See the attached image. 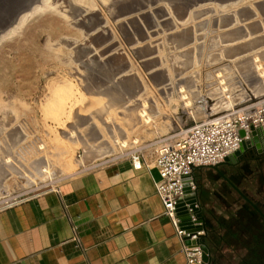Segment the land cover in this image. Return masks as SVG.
Returning a JSON list of instances; mask_svg holds the SVG:
<instances>
[{
  "label": "rangeland",
  "instance_id": "rangeland-1",
  "mask_svg": "<svg viewBox=\"0 0 264 264\" xmlns=\"http://www.w3.org/2000/svg\"><path fill=\"white\" fill-rule=\"evenodd\" d=\"M73 1L76 3L77 9L82 8L80 11L87 12L88 18L78 16L77 19H73L71 12L62 0H49L47 3L50 5L49 8L39 11L22 26V29L14 32L15 35L12 34L13 36H9L0 43V160H2L0 163H5V166L8 167L19 162L27 165L24 160L26 159L30 160L31 165L33 160L44 156L45 153L56 160L54 162L51 159L53 170L57 168L62 170V174L53 181H43L37 187L30 186L28 182L24 180L23 182L15 175L9 176L3 187V190L6 189L7 196L0 198V208L33 198L84 169L106 163L112 159L111 156H116L117 153H119L117 156L125 157L127 151L135 148H142L144 151L153 153L162 145L172 142L173 136L180 134L182 128L186 130L193 121L198 120L189 119L186 128L184 125L179 129L173 127V122L176 121L175 115L184 106L185 101L195 103L198 91L193 85L188 87L192 82H195V86H200L201 92H206L205 95L215 89L220 92L223 87L228 89L227 94L230 96L237 92L236 83L239 82L237 79L242 74L239 66L235 63L242 60L243 55H234L235 53L231 50H234L235 47L239 49L244 41L225 42V37L222 34L226 30H233L245 35L247 34L246 26L253 20L241 23L236 15L235 18L238 20L234 18L230 25L224 26V22L218 23L219 18L225 16L221 15L218 8L214 9L211 14L207 13L200 18H194V12L202 6L198 9H191L187 18L179 21L175 12L171 11L169 3L167 4L165 1L155 4L152 2L154 0H147V2L144 0V3H147L144 4L143 0H98L103 2L104 6L102 7L98 6L97 0ZM0 2V32H3L0 34L5 35L9 29H14L10 28L9 23H3V19H14L19 14L30 13V11L24 7L26 5L22 0H0ZM94 4L96 6H93ZM108 7L109 12L105 10ZM239 7L241 8V6ZM239 10L236 7L231 10L227 9L225 14L232 13L231 15L234 17V14ZM116 11L123 14L116 17ZM74 16L76 15L74 14ZM91 19L93 20L91 21ZM256 21H261L256 38H263V42L251 52V56L255 55V57L264 51V18L259 16ZM225 22L228 23V21ZM161 23H185L184 28H178L177 31L193 28V35L190 38L193 39V42L185 48H180L177 45H173L176 46L173 47L168 43L170 33ZM86 25H92L91 27L96 28V31L89 32L84 29L87 27ZM98 36L104 40L102 45L94 41L91 45L90 40ZM139 45L144 46L143 49L142 47L137 48ZM86 46H88L90 55L79 58L80 47ZM189 54L193 57L195 64L183 72L182 66ZM84 58L88 60H83L85 64H81ZM257 65H259L260 71L264 72L263 64L256 63L255 66ZM218 74L224 76L218 77ZM87 77H91L98 85H101V82L107 84L110 82L111 86L108 85L113 88H116L117 83H123L124 92L126 91L124 98H127L125 100L129 102L124 109L133 108L135 104L133 99H138L137 94L141 101H146L147 106L156 107V113L151 114L153 117L149 124L142 123L133 130H126L127 133L124 132V129L123 133L125 134L120 133L125 136L124 139L127 142L125 148L115 144V140L108 130L124 126L121 122L120 109L109 106L107 108L98 107L104 110L101 113H105H103L105 120L108 118L107 116L111 119L108 121V125L111 126L109 128L103 124L102 119H95L96 117L91 118L89 126L87 124L80 127L76 125V116L79 115V112L80 115H84L86 112L90 113L93 107L92 102H95L94 106L97 107L98 101L85 88V78ZM151 77L158 82H154ZM129 79L133 81L137 79L142 83L140 91L137 87L134 86L136 91L132 87L131 90L136 94L133 91L130 92L129 88H126L127 84H124ZM222 80H226V84H220ZM65 85H69V87ZM59 87L62 89L67 87L69 91L73 90L70 92L71 96L74 95L69 98L73 99L77 106L71 110L68 119L62 120L63 125L57 127L54 120L49 118L51 116L48 115L46 108L50 102V105L53 103L55 91ZM178 87L184 91L179 97L173 94ZM103 88L105 89L106 86L101 89ZM182 94L183 97L185 95V99L182 98ZM200 95L202 94L200 93ZM92 98L93 100H91ZM148 109L150 108L148 107ZM140 110L141 108L139 112ZM171 114L173 116L170 118ZM73 125L76 127L74 134L71 130ZM16 130L19 132V136L16 134ZM91 130L96 131L97 136L99 135L98 143L101 141L100 144L104 141L110 143L111 146H115L116 152L104 159H94L97 162L82 168L78 161L85 157L84 145L89 140L87 133ZM11 132L15 133L14 137ZM15 137L18 141L14 140ZM40 148L43 149L40 150ZM28 149L33 151L32 157L28 155L31 153ZM56 150L61 153L66 152V154H63L64 157L62 155L57 158L58 151ZM35 151L37 153H34ZM59 160H62V163ZM33 165L27 168L35 171ZM43 170L40 171L43 172ZM209 172L210 168H201L196 171L202 206L206 212L212 207H215L217 211H222L224 207L220 201L215 197L212 198L210 194L211 182L208 179L202 181L203 176ZM41 176L38 175V178L44 180V173ZM225 252L226 256L222 257V260H225L222 262L223 264H229L227 259L230 260V264H240L243 256L246 257L245 252H240V257H234L226 249Z\"/></svg>",
  "mask_w": 264,
  "mask_h": 264
},
{
  "label": "crops",
  "instance_id": "crops-1",
  "mask_svg": "<svg viewBox=\"0 0 264 264\" xmlns=\"http://www.w3.org/2000/svg\"><path fill=\"white\" fill-rule=\"evenodd\" d=\"M145 152L141 170L117 153L0 208V264H186Z\"/></svg>",
  "mask_w": 264,
  "mask_h": 264
},
{
  "label": "bare ground",
  "instance_id": "bare-ground-1",
  "mask_svg": "<svg viewBox=\"0 0 264 264\" xmlns=\"http://www.w3.org/2000/svg\"><path fill=\"white\" fill-rule=\"evenodd\" d=\"M22 1H23V4L26 5L24 7H27V10L30 11V13L26 12V13H22L19 15L17 14L18 16L14 19H8V18L3 19L2 20L3 23H9V26H11L10 28L14 29V30L9 29L7 34H5V35L0 34V43L5 41L9 36L11 37L12 34L15 35L14 32L19 31L20 28L22 29V26L30 18H32L36 14H38L39 11H41L42 9L46 10L50 6L47 4L49 0H22ZM62 1L64 4H66V7L71 12V17H73V19H75L78 16L83 17V18L84 17L88 18L87 12L80 11V10H82V8L80 10L77 9L76 3L73 0H62ZM77 1L79 2V0H77ZM162 1H165L167 4L169 3V6L171 7V11L175 12V14L179 18V19L178 18H176V19H178L179 21H181V20L183 21L185 18H187L188 13L191 9H195V8L198 9L202 6H203L202 8H200L194 12V14H193L194 18H196V19L200 18L204 14L207 15V13L211 14V12L214 9L218 8L221 12V15H223V14L225 15V16H221V18H219L218 23L224 22L223 23L224 26L230 25L233 22L232 20H234L236 15H237V18L241 21V23H247V22L253 20V22H251L249 25L246 26L247 34H245V35H241L239 33H236L233 30L232 31L226 30L222 34V36L225 37V42H228V41H230V42L235 41L236 42V40L244 41V42H242V45L239 49H237L235 47L234 50H231L232 52L235 53V54L233 53L234 55H239V54L243 55V59L239 60L235 63V65L239 66V70L242 74V76L237 79V80H239V82L236 83L237 92L230 96L227 94L228 89H226V87H223L222 91H220V92L215 89V90H211L210 94L205 95L206 92L202 93L201 92L202 88L198 85L195 86V82H192L191 84L188 85V87L193 85V87H196V90L198 91L197 92L198 95L195 96V99H196L195 103H189V102L187 103L184 100L186 104L184 103V106L177 111V113L175 115L176 121L173 122L174 123L173 127L175 129H179L180 126L184 125L188 121V119H191V118L198 119L197 121H199V120L206 119V117L208 115H220L223 113L233 111V110L238 109L240 107L241 108L246 107V106L251 105V104L257 103L256 105H264V72L260 71L261 69H260L259 65L255 66L256 63H261L264 66V51L260 52L258 54L259 56H256V57H255V55L251 56V52L253 51V49H255L259 44H261L263 42V38H261V37L256 38L257 37L256 32L259 31V23H261V21H259V22L256 21V18H259V16L264 18V0H154L152 2H155V4H156V2L158 3V2H162ZM146 2H147V0H146ZM96 3L98 4V6H101V7L104 6L103 2H101V1L97 0ZM143 3H144V0H143ZM93 6H96V4H94ZM145 6H143V7H145ZM239 6H241V8ZM21 7H20V9H21ZM235 7L237 9H240V10L238 11V13L234 14V17L231 15L232 13L228 14V15L225 14L227 9L231 10ZM105 10H107L108 12L110 11L109 7L105 8ZM256 10H258V11H256ZM220 12H218V13H220ZM92 13L94 14V12H92ZM158 13H159V11H158ZM162 13H163V11H162ZM74 14L76 16H74ZM121 14H123V13H121ZM121 14L117 11L115 12L116 17L121 16ZM100 17H102V16H100ZM237 18H235V19H237ZM92 20L93 19H91V21ZM82 21H83V19H82ZM225 21H228V23ZM102 23H103V21H102ZM102 23H100V24H102ZM89 24H91V23H89ZM162 25L166 28V31L170 33V35L168 36V43L172 44V46L177 45L180 48H182V47L185 48V47H188V45H190L193 42V39H190V38H192V35H193V28H187V30L182 29L180 31H177L178 28H184L185 23H182V24H180V23H164ZM91 26L92 25L84 27V29H87L89 32L96 31L95 30L96 28L94 29V27H91ZM160 32H162V31H160ZM0 33H3V32H0ZM253 36H255V37H253ZM93 41L100 43L101 45L104 42V40L101 36L92 38L89 43L92 45ZM130 42L133 43L132 41H130ZM141 47L143 49L144 46L139 45L137 48H141ZM173 47H176V46H173ZM80 48L81 49L78 52L79 58L86 57V56L88 57L90 55L88 46L83 47V48L80 47ZM187 55H185V56H187ZM185 59H186V61L184 60L185 62L182 66L183 72L186 71L185 69H190V67L194 66V64H195L194 59L190 54H189L188 58L186 57ZM83 60L87 61L88 59H85V58L82 59L81 64H85V62L83 63ZM151 69H152V66H151ZM220 70H223V69H220ZM109 75H110V73H109ZM223 76H224L223 74H218V77H223ZM151 78L153 79V77H151ZM132 79H129L126 82H124V84H127V86H128L126 88H129L128 90H130V92H131V91H133V90H131L132 87H133V89L135 87H137L140 91L142 89L141 88L142 83L139 82L137 79L134 80L135 81V83H134V81ZM82 80H83V78H82ZM103 81H105V80H103ZM153 81L158 82L156 79H153ZM82 82L84 84V81H82ZM223 83L226 84V80H222L220 84L223 85ZM108 84L111 86L110 82ZM108 84L105 82L104 83L101 82V85H98L95 82V80H93L91 77L85 78V88L87 89V92H89V94H91L92 97L96 98L95 100H97L98 102L96 101L97 107H95L94 106L95 102L91 101L93 103V107L90 111L91 114L89 112H86L84 115H80V112L78 113L79 115L76 116V118H77L76 125L78 127H80L81 125H86V124L89 126L90 120H92L93 117H96L95 119H98V118L100 120L102 119L103 124L107 128H109L111 126L108 125L109 124L108 121L111 119L109 118V116H107L108 118H106L104 116L106 118V120H105L103 118V115L105 113L104 112H103L104 114L101 113L104 110H101L98 107L100 106V108H103V107L107 108V106H109V107H114L116 109H120L121 110L120 111L121 122L124 124V126L121 125L119 127H113V128L108 129V130L110 131L112 138L115 140V144L116 145L119 144L122 148H125L127 146V142H125V139H124L125 136L121 135L120 133H123L124 129H125L124 132L126 130L127 131L133 130L134 128H136L138 125H140L142 123L149 124L152 120L151 117H153L151 114L156 113V111H155L156 107L151 108V105L147 106L146 101H144V102L141 101V99H139V94H137L138 99H136V98L133 99V100H135L134 101L135 104H134L133 108L124 109V107L129 102H127L125 100L127 98H124V93L126 91L124 92V89H123L124 85H122L123 83L122 84H121V82L119 84L117 83V86H115L117 89L110 87ZM72 85H71V87H72ZM112 85H114V84L112 83ZM65 86H67V85H65ZM104 86H106V88L105 89L103 88L104 90L101 89ZM61 87H63V86H61ZM67 87H69V85ZM67 87L63 88V89L59 87V89H57L55 91L54 101H52L53 103L50 105V103H51L50 102L47 105L48 108H46V110L48 111L47 113H49L48 115L51 116L49 118L51 120H54V122L57 124V127L63 125L62 120L66 119V118L68 119L71 110L75 106H77V105H75L76 102H74L73 99L69 98V96H71V94H72L70 91H73V90L69 91ZM71 87H70V89H71ZM119 87H120V89H119ZM180 88L178 87L175 90V92L173 93L177 97H179V95H181V93L184 92L183 89H180ZM135 91H133V92H135ZM200 93L202 95H200ZM135 94H136V92H135ZM73 95L71 97H73ZM167 96H168V94H167ZM182 98L185 99V95L183 97V94H182ZM91 100H93V98ZM129 101H130V99H129ZM79 102H82V101H79ZM148 107L150 109H148ZM140 108H141V110L139 112ZM203 109H205V110L209 109L210 114L206 113L205 110H203ZM82 113H84V112H82ZM88 113L90 114V116ZM48 115H46V116H48ZM172 116L173 115L171 114L169 117L171 118ZM169 117H167V118H169ZM102 121H100V122H102ZM90 127H92V126L90 125ZM122 127H124V128H122ZM75 128L76 127H74V125H73V127H71V130H73V132H72L73 134H74ZM60 129H62V128H60ZM91 131L89 133H87V135H89V137H88L89 140L86 141V143L84 145L85 157L83 160L78 161L79 166L82 168H86V167L90 166L91 164H94L95 162H97L94 159H104V158H107V156L109 157L111 155H114L116 152L115 146L114 147L111 146L110 143H107L105 141L102 144H100L102 141L100 143H98V140L100 138L99 135L97 136L96 131H93V130H91ZM127 131L125 133H127ZM125 133H123V134H125ZM16 134H18V136L20 135L18 131ZM12 135L14 137L15 133H12ZM100 136H101V134H100ZM16 137L14 138V140L15 139L17 140ZM14 140H12V141H14ZM96 143H97V145H95ZM41 149H43V148H40V150ZM28 150L31 151V149H28ZM58 150H56V151H58ZM61 150H63V149L61 148ZM34 153H37V152L35 151ZM32 154H33V151H31V153L28 155L31 156ZM63 154H66V152L61 153V151L60 152L58 151L56 156H57V158L58 157L60 158ZM34 155H36V154H34ZM63 157H64V155H63ZM51 159L54 162L56 161L44 153V156L37 157V159H35V161L33 160V163L31 165H30V163H31L30 160L27 161L26 159H24V160H25L27 165H24L25 163L20 164L21 162H19L18 164L14 163L13 165L8 167V166H5V163L4 164L0 163V198L7 196V192H5L6 189L3 190L4 189L3 187H4L5 180L9 176L15 175V176L21 178L22 181L24 180V181L28 182L29 185L32 187L39 186L40 183L43 181L44 182L45 181H53L55 178H57L60 174H62V170L60 168L53 170V168H52L53 167V165H52L53 161ZM0 162H2V160H0ZM59 162L62 163V160H59ZM32 165L34 166L33 169L35 171H33L32 169L29 170V168H27L28 166L31 167ZM40 170H43V172H41ZM43 173L45 175V178H44V180H41L40 178H38V175L41 176ZM41 178H43V177L41 176Z\"/></svg>",
  "mask_w": 264,
  "mask_h": 264
},
{
  "label": "built area",
  "instance_id": "built-area-1",
  "mask_svg": "<svg viewBox=\"0 0 264 264\" xmlns=\"http://www.w3.org/2000/svg\"><path fill=\"white\" fill-rule=\"evenodd\" d=\"M256 104L208 115L190 127L187 122L186 130L182 128L172 142L152 153V164L160 176L155 182L156 194L181 241L186 264H209L196 170L220 165L236 159L244 149L264 145V105ZM146 155L142 148H135L125 157L141 170L148 165Z\"/></svg>",
  "mask_w": 264,
  "mask_h": 264
},
{
  "label": "flooded vegetation",
  "instance_id": "flooded-vegetation-1",
  "mask_svg": "<svg viewBox=\"0 0 264 264\" xmlns=\"http://www.w3.org/2000/svg\"><path fill=\"white\" fill-rule=\"evenodd\" d=\"M204 179L211 182L212 198L220 201L230 218L236 214L247 221L252 219L245 229L239 228L237 234L230 233L215 244L210 241V224L202 208L201 215L206 225L205 243L210 251L209 264H223L225 249L234 257L245 252L246 257L243 256L240 264H264V145L244 149L236 159L210 169L206 178L201 180ZM216 211L212 207L211 213ZM208 213L213 217L214 214ZM227 262L230 264V260Z\"/></svg>",
  "mask_w": 264,
  "mask_h": 264
},
{
  "label": "trees",
  "instance_id": "trees-1",
  "mask_svg": "<svg viewBox=\"0 0 264 264\" xmlns=\"http://www.w3.org/2000/svg\"><path fill=\"white\" fill-rule=\"evenodd\" d=\"M203 208V207H202ZM204 209V208H203ZM211 213V209H206L203 211V214L206 215L207 220L209 221V234H210V241H213L215 244L220 242V239L228 237V234H237L238 229L242 228L245 229L248 223H252V219L244 220L240 215H236L232 218H228L227 214L225 213V209L222 211H216L213 217L207 215V213ZM209 214V213H208ZM215 258V257H214ZM216 260V258H215ZM214 264V263H213Z\"/></svg>",
  "mask_w": 264,
  "mask_h": 264
},
{
  "label": "water",
  "instance_id": "water-1",
  "mask_svg": "<svg viewBox=\"0 0 264 264\" xmlns=\"http://www.w3.org/2000/svg\"><path fill=\"white\" fill-rule=\"evenodd\" d=\"M206 113H209V114H210L209 109L206 111ZM188 120H189V119H188ZM187 122H188V121H187ZM187 122L184 124V126L187 124ZM242 135H244V134H242ZM238 154H239V153H237V155H238ZM230 160H233V158L228 159L226 162H224V163H222V164H220V165L226 164V163H228ZM220 165L213 166V167H210V168H211V169H217ZM204 249H205V252L210 253L208 246H206ZM206 261L209 262L210 259L206 258Z\"/></svg>",
  "mask_w": 264,
  "mask_h": 264
}]
</instances>
